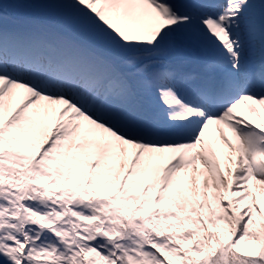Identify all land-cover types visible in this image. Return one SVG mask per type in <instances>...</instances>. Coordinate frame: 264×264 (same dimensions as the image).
Segmentation results:
<instances>
[{"label":"snow or ice","instance_id":"6c2138e0","mask_svg":"<svg viewBox=\"0 0 264 264\" xmlns=\"http://www.w3.org/2000/svg\"><path fill=\"white\" fill-rule=\"evenodd\" d=\"M0 264H264V0H0Z\"/></svg>","mask_w":264,"mask_h":264}]
</instances>
